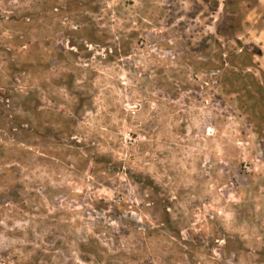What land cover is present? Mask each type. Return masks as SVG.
Wrapping results in <instances>:
<instances>
[{
    "label": "rangeland",
    "instance_id": "1",
    "mask_svg": "<svg viewBox=\"0 0 264 264\" xmlns=\"http://www.w3.org/2000/svg\"><path fill=\"white\" fill-rule=\"evenodd\" d=\"M236 1L0 0V264H264V125L219 80L264 73V0Z\"/></svg>",
    "mask_w": 264,
    "mask_h": 264
},
{
    "label": "trees",
    "instance_id": "2",
    "mask_svg": "<svg viewBox=\"0 0 264 264\" xmlns=\"http://www.w3.org/2000/svg\"><path fill=\"white\" fill-rule=\"evenodd\" d=\"M239 1V0H238ZM234 3H238L236 0ZM229 4L225 2V21L220 26L219 31L225 37H234V33L239 27V22L226 23L229 11L236 13L239 12V3L237 6L233 5L232 8L228 7ZM229 10V11H228ZM227 61L232 68H227L222 71L220 75L221 85L230 94H238L243 97L240 101L245 105L251 117V123L255 126L264 125V73L260 72L259 76L256 75L251 69L256 66L250 52L241 50L240 52H232L228 54ZM215 69L218 70V67ZM264 133V132H259Z\"/></svg>",
    "mask_w": 264,
    "mask_h": 264
}]
</instances>
